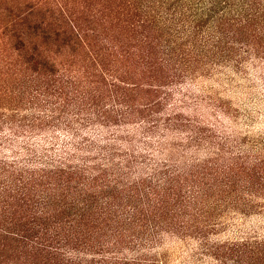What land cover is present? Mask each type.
I'll use <instances>...</instances> for the list:
<instances>
[{"label":"rangeland","instance_id":"rangeland-1","mask_svg":"<svg viewBox=\"0 0 264 264\" xmlns=\"http://www.w3.org/2000/svg\"><path fill=\"white\" fill-rule=\"evenodd\" d=\"M141 1L0 0V117L10 123L0 128V163H13L15 155L23 154L24 145L36 152L37 164L43 161L40 157L46 163L67 162L65 158L63 161L52 160L57 153L52 152L49 146L40 144L45 142L42 137L8 139L14 134L9 131L10 126L18 121L23 122L24 117L30 116L32 111L27 101L22 103L21 95H18V91H23L26 86L27 57L24 52L12 47L8 24L12 12L24 13L27 9L31 11L32 7L40 13L39 20L51 25L52 29L67 23L75 24L88 37V43L82 48L71 47L70 50L59 51V45H49L47 51H41L50 59L49 70L63 77L60 79L64 91L54 96L71 91L75 98L92 105L93 112H109L107 118L111 120L112 127L93 130L88 137V146L92 143L100 146L101 137L110 135L113 128L122 132V140L128 136L125 132H129V139L134 137L135 143L133 147L121 149L117 160L126 159L128 151H134L141 157L146 156V164H152V160L159 163L158 168L164 173L173 170L179 154L181 164H189L191 158L187 155L194 149L197 136L205 128L194 124L200 121L207 122L206 127L218 137L224 136V131L241 134L236 138L242 144L241 149L248 152L255 144L256 150H263L264 160V149H261L264 148V62L251 61L247 66V78L235 76L232 71L224 72L217 66L205 68L199 63L194 64L192 56L182 46L184 42L179 41L172 32L169 34L166 27L158 25V0H147L145 5H141ZM202 3L198 0H171L169 6L173 12L177 7H173L174 4H188L192 14L201 16L203 9L208 7L207 3ZM164 13H167L165 9ZM192 19L189 18L190 21ZM41 79L45 80L43 77ZM120 110L125 111V119L121 118ZM142 129L149 133L151 140L147 142L154 145L153 152L150 149L145 152ZM193 137L195 139L191 140ZM86 150L89 151L76 160L66 156L71 160L67 164H79L77 161L80 158L92 155L89 158L92 160L96 156L95 150ZM157 152L161 155L158 156ZM204 155L200 153L198 158L203 159ZM134 156L138 161L135 173H144L146 170H141L144 160ZM28 158L25 157V160ZM260 183L255 188L241 190L237 198L234 195L226 196L239 200L238 203L225 197L219 198L218 204L223 199L221 204L229 205L230 209L225 211L223 206L220 208L223 209L222 213L217 210L214 217L209 218L208 223L214 221L212 224L217 225L203 231L205 236L195 234L196 221L186 215L188 212L185 208H180L172 200L161 204L162 209L167 208L160 213L162 220L175 226L172 228L173 235L165 236L161 245L149 246L148 250L135 247L133 243L131 246L136 249L134 253L130 246L127 248L125 245L121 251L131 263L137 257L141 259V264H217L212 257L216 249L209 250L212 246L261 244L264 242V181ZM16 196L17 202L13 206L0 204V264H64L56 257L53 260L55 250L48 249V246L65 251L68 249L66 245L71 242V245H67L69 248L82 249L83 244L105 243L112 238L111 230L115 225L109 216H98L100 221H93L92 217L76 216V211L70 207H58L57 214L50 218V214H41L45 204H34L39 198L32 197L31 203L25 204L22 200L24 195H6L8 198ZM208 200L203 203L207 207L210 204ZM122 203L120 199L115 200L116 205ZM175 211L179 215V222L174 218ZM183 222L184 226L179 230ZM51 230L58 231L61 239L67 242L58 240L49 243ZM40 244H44V251ZM36 247L39 250L34 249ZM254 248L256 254L253 253V257L259 255L257 257L263 258L264 247H259L263 249L262 255L257 251L259 248ZM92 257L86 260H101L98 256ZM253 264H264V261Z\"/></svg>","mask_w":264,"mask_h":264},{"label":"trees","instance_id":"trees-1","mask_svg":"<svg viewBox=\"0 0 264 264\" xmlns=\"http://www.w3.org/2000/svg\"><path fill=\"white\" fill-rule=\"evenodd\" d=\"M170 1L158 0V25L166 27L169 34L172 32L173 36L184 42L182 46L187 49L186 53L192 56L194 64L199 63L205 68L210 65L217 66L224 72L232 71L235 76L247 78L249 75L247 66L251 61L264 62V0H198L201 3L203 1L202 4L207 3L208 6L207 9H203L204 13L201 16L192 14L191 7L188 8V4L193 3L191 1L184 6L174 4L173 7L176 5L178 8L171 12ZM146 3L147 0L141 1V5ZM164 9L167 13H164ZM35 10L37 11L32 7L31 11L27 9L24 13L12 12L8 24L10 38L13 40L12 47L14 50L24 52L27 57L26 86L23 91H18V95H21L19 98L22 99V103L27 101L32 110L31 115L24 117L23 122L18 121L16 125L10 126L9 131L14 134L8 139L27 140L42 137L45 142L40 144L49 146L52 152L57 153V157L54 156L52 160L63 161L65 158L67 162L46 163L40 157L43 161L37 164L36 152L24 145L23 154L15 155L13 163H0V204L11 207L17 202V196L8 198L7 194L24 195L22 200L25 204L31 203L32 197H37L39 199L34 201V204L38 206L45 204L41 211L43 216L50 214L49 217L53 218L58 207L59 209L70 207L80 218L92 217L93 221H100L98 216L103 218L109 216L115 225L111 230V240L105 243L83 244L82 249H71L67 246L71 245L70 242L66 245L68 249L65 251L48 246V249L55 250L53 260L56 257L64 264H141V259L136 256L133 263L129 262L121 250L124 245L127 248L130 246L134 253L136 249L131 246L133 243L135 247H144L148 250L149 246L161 245L165 236L173 235L172 228L175 226L162 220L160 213L167 208L162 209L161 204L172 200L180 208H185L188 212L186 215L196 221L195 234L205 236L203 231L208 230L211 225L212 227L217 225L212 224L214 221L208 223L209 218L212 219L218 211L222 213L223 209L220 208L226 205L221 204L223 199L218 204L219 198L225 197L238 203L239 200L226 196L234 195V198H237L241 190L245 191L247 188H255L262 184L260 182L264 181L263 150H256L257 145L252 144L253 149L243 151L242 144L237 140V135L241 137V134H229L224 131V136L218 137L206 127L207 122L194 123L197 127L203 125L205 128L201 135L197 136L194 149L189 148L191 150L187 155L191 158L189 164L182 165L179 154L173 170L164 173L159 170V163L152 160V164H146L148 161L146 156L141 157L134 151L133 153L128 151L126 159L117 160L121 149L133 147L135 143L134 137L129 139V132H125L128 136L122 140V132L113 128L110 135L101 137L100 146L94 143L88 146V137L93 130L99 127L107 129L111 125V120L107 118L109 112H93L92 105H87L83 99L75 98L71 91L62 96H54L58 95L57 92L64 91L61 87L64 85L61 83L63 77L49 70L50 59L41 52L47 51L49 45H59V51L70 50L71 47L82 48L88 43V37L80 32L75 24L67 23L55 30L52 29L51 25L39 20L40 13ZM190 17L193 18L191 21ZM42 77L45 80H42ZM210 101L212 102V98ZM120 112L121 118L125 119V111ZM5 125L9 126L10 123H6L5 118L2 120L0 117V128ZM143 130L145 152L147 153L149 149L153 152L154 145L147 142L151 140L148 137L149 133ZM194 139L193 137L191 140ZM87 148L95 150L98 158L94 156L91 160L89 158L92 155H89L80 158L77 161L79 164H67L71 160L66 156L76 160L81 154L89 151ZM200 153L205 154L203 159L198 158ZM134 155L144 160L141 170L146 171L139 175L135 173L138 161ZM148 155L151 156L149 153ZM159 155L161 154L158 153ZM25 157L28 159L25 160ZM245 163L248 165L245 166ZM117 199L123 203L116 205ZM207 200L210 203L208 207L203 204ZM224 209L228 211L229 205ZM174 218L177 222L180 221L176 211ZM199 218L202 220L199 221ZM182 225L184 226V222L179 230L183 228ZM51 233L49 243L58 240L67 242L61 239L58 231L51 230ZM40 245H43L44 251V244ZM205 246L207 247V244ZM254 247H264V242L212 246L209 250L216 249L212 257L217 264L261 263L264 256L253 257V253L256 254ZM34 249L39 250L38 247ZM85 251L95 254L90 255ZM257 251L261 253L263 249L259 248ZM120 255L121 257H116ZM91 256H94L92 258L98 256L101 260H86Z\"/></svg>","mask_w":264,"mask_h":264}]
</instances>
